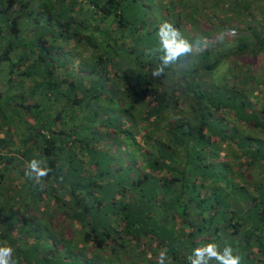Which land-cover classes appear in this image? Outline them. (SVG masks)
Wrapping results in <instances>:
<instances>
[{"label": "trees", "instance_id": "1", "mask_svg": "<svg viewBox=\"0 0 264 264\" xmlns=\"http://www.w3.org/2000/svg\"><path fill=\"white\" fill-rule=\"evenodd\" d=\"M147 2L0 0V247L16 264H191L208 243L264 264V80L233 59L264 37L198 43L155 77L168 19ZM32 159L51 169L39 184Z\"/></svg>", "mask_w": 264, "mask_h": 264}, {"label": "rangeland", "instance_id": "2", "mask_svg": "<svg viewBox=\"0 0 264 264\" xmlns=\"http://www.w3.org/2000/svg\"><path fill=\"white\" fill-rule=\"evenodd\" d=\"M148 1V13H154L156 23L165 22L171 25H177L181 36L192 44V55H190V62H196L191 59L196 53V44L201 46L208 44L210 49L222 51L224 49H233L238 43L239 39L252 45L254 43L253 37L250 35L251 31L262 33L264 37V0H243L250 3L248 13H244L238 5L234 6L235 0H145ZM240 1V0H238ZM236 7V8H235ZM172 16H171V15ZM149 17V16H148ZM152 20H149L151 24ZM164 22V23H165ZM163 23V24H164ZM161 27V26H159ZM195 32L197 33L195 35ZM203 33V34H200ZM204 33H210L208 43L205 40ZM199 39V41H194ZM204 38V39H203ZM196 42V43H195ZM238 66L248 63V67L253 71H257L256 78L264 80V51L260 52L258 58H252L250 53L233 57ZM250 63H252L250 65ZM128 66L127 61L123 62ZM228 64V62L226 63ZM134 67V66H133ZM243 69V68H242ZM246 71V69H243ZM229 75L226 67L216 75ZM245 81V80H244ZM4 75L0 78V86L3 87ZM248 87V84H243ZM188 103V104H187ZM186 103L184 97L182 98V108H186L191 103V100ZM187 105V106H186ZM186 106V107H185ZM66 239L69 235L65 234ZM126 263L133 261L132 251L126 252Z\"/></svg>", "mask_w": 264, "mask_h": 264}, {"label": "clouds", "instance_id": "3", "mask_svg": "<svg viewBox=\"0 0 264 264\" xmlns=\"http://www.w3.org/2000/svg\"><path fill=\"white\" fill-rule=\"evenodd\" d=\"M160 36L164 55L160 57L161 64L153 70L152 75L155 77L161 76L166 67L175 63L182 55L190 53L193 47L192 44L181 36L178 29L167 22L161 25ZM41 163L42 161L40 160L32 159L27 164V171L25 172L26 176L38 184L51 171L47 166L41 167ZM12 252L13 249L11 247H0V264H16L12 259ZM213 258L219 264H240V257L233 256L230 247L224 248L223 255H221L218 246L214 243H208L203 247L195 248L187 257L191 264H209V261L213 260ZM165 259V254L161 252L158 264H164Z\"/></svg>", "mask_w": 264, "mask_h": 264}]
</instances>
